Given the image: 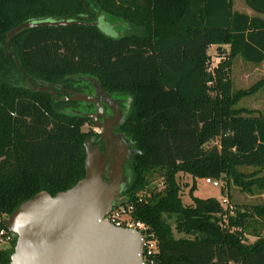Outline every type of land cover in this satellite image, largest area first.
<instances>
[{
  "label": "trees",
  "instance_id": "1",
  "mask_svg": "<svg viewBox=\"0 0 264 264\" xmlns=\"http://www.w3.org/2000/svg\"><path fill=\"white\" fill-rule=\"evenodd\" d=\"M243 1L264 15V0ZM99 13L142 33L111 37L87 23L43 25L20 30L3 47L23 21L92 22ZM210 47L217 57L211 66ZM236 56L263 60L264 18L233 11L231 0H0V228L35 193L54 195L83 176V141L95 133L81 130L89 118L63 110L79 101H63L59 92H81L79 77H92L108 94L130 99L120 126L133 151L120 196L130 200L150 186L155 171L162 178L132 214L155 233L157 264H264V203L224 208L191 194L202 177L264 192V116L235 106L264 92V78L232 93ZM47 84V91L32 88ZM180 172L192 180L188 204L180 200ZM14 240L0 248V264Z\"/></svg>",
  "mask_w": 264,
  "mask_h": 264
},
{
  "label": "water",
  "instance_id": "2",
  "mask_svg": "<svg viewBox=\"0 0 264 264\" xmlns=\"http://www.w3.org/2000/svg\"><path fill=\"white\" fill-rule=\"evenodd\" d=\"M79 23L96 25V21L26 20L6 33L3 47H6V42L14 34L24 28ZM10 56L20 68L14 56ZM87 80L91 83L93 95L73 91L68 96L59 93L63 101L92 103L96 114L84 116L92 119L93 124L99 128V135L105 139L109 137L111 125L115 122H100L97 119L102 115L99 97L113 111L112 116L117 120L120 112L117 115L116 102L94 78L87 77ZM32 88L47 91L49 84ZM50 93L55 95L54 90ZM83 148L84 173L71 187L54 195L39 191L21 202L10 214L3 216V226L15 239L7 264H143V242L139 233L134 229L115 227L102 221V217L117 203L126 184L122 166L127 155L119 150L112 155L108 147L103 154L92 143L90 136L85 137Z\"/></svg>",
  "mask_w": 264,
  "mask_h": 264
},
{
  "label": "rangeland",
  "instance_id": "3",
  "mask_svg": "<svg viewBox=\"0 0 264 264\" xmlns=\"http://www.w3.org/2000/svg\"><path fill=\"white\" fill-rule=\"evenodd\" d=\"M96 26L97 28L103 32L104 34L111 36V37H118L123 34L129 33H142V30L132 27L129 24L122 22L115 17H111L109 15L99 13L96 15ZM208 54V64L209 66L215 64L217 62V57L215 56V52L213 48L207 49ZM79 83L83 84V90L79 93H83L84 90L90 91L93 90L91 83L87 80V77H79ZM260 78H264V71H262L259 65L254 63H248L240 59V57H236L229 70V79L231 84V92H235L239 89H244L253 84ZM89 83V85L87 84ZM113 95V94H112ZM126 100V105L123 110V114L127 111L129 97L125 95H113ZM236 107H244L246 109L255 110V113L258 112L264 116V92L261 90L256 91L255 93L240 98L236 105ZM88 107L84 106L82 103H76L74 105H66L64 106L63 110L69 113L75 114H84L88 111ZM123 116V115H122ZM81 130L87 131L91 130L92 132L96 131L97 128L92 126L90 123H85L81 126ZM242 171H250L253 168H246L241 167L239 168ZM264 173V170L260 172V174ZM161 177L157 176V172H153L149 176V184H154L157 180ZM129 179L128 175L126 176V183ZM176 181L179 185L180 191L179 196L182 204L190 203V197L187 193L188 187L191 184V177L184 174V173H177ZM221 186H212L208 183H205L201 180V178L194 179V188L192 190V195L200 198L205 197H214L220 198V196H225L227 200H229L230 204H252V203H264V192H260L255 190L253 193H242L232 184L227 186L219 180ZM170 226L173 229V221L172 219L168 220ZM175 235H179L173 230ZM181 235V234H180ZM253 240L252 236L247 237V241L251 242Z\"/></svg>",
  "mask_w": 264,
  "mask_h": 264
},
{
  "label": "built area",
  "instance_id": "4",
  "mask_svg": "<svg viewBox=\"0 0 264 264\" xmlns=\"http://www.w3.org/2000/svg\"><path fill=\"white\" fill-rule=\"evenodd\" d=\"M201 180L212 186H221L219 179L213 177H202ZM162 185V178H160L154 184H150V186H145L137 192H134L130 200L119 196L117 203L102 217V221L115 227L134 229L139 233L143 242L141 249V261L143 264H157L158 240L149 225L141 220L135 219L132 214L138 202L147 201L151 188L158 190ZM218 200L224 208L231 207L225 196H221ZM11 238L12 236L5 228H0V248L7 246Z\"/></svg>",
  "mask_w": 264,
  "mask_h": 264
},
{
  "label": "flooded vegetation",
  "instance_id": "5",
  "mask_svg": "<svg viewBox=\"0 0 264 264\" xmlns=\"http://www.w3.org/2000/svg\"><path fill=\"white\" fill-rule=\"evenodd\" d=\"M83 93L93 95V90H90V91L84 90ZM110 98L116 102L115 104L118 107V110H116L117 115L119 114L118 112H120V114L118 115L119 119L117 120L116 117L112 116L113 111L110 108H108L107 105L103 102L102 97H99V101L102 106V115L97 117V119L100 122H102L103 120H106V121L114 120L115 124L111 125L109 137H106L105 139H103L99 135V128H97L93 124L92 119L89 117H86V118H89L91 122L90 124L97 128V130L94 131L95 135H92L91 139H92V143L96 145L103 154H105L106 148L108 147L109 149H111L112 155H114L116 150H119L120 152H123L124 154L127 155V158L125 159L123 166H122L123 175L126 179V176L128 175V171L126 168V162L133 151L127 136L121 130V126H120V123L122 121L123 110L126 105V100L123 98L117 97V96H113L111 94H110ZM78 101L79 103H82L84 104V106L89 108L88 111L84 114H96V108L92 103L84 102L80 100ZM84 114L82 115L84 116ZM106 165H107V160H106Z\"/></svg>",
  "mask_w": 264,
  "mask_h": 264
},
{
  "label": "crops",
  "instance_id": "6",
  "mask_svg": "<svg viewBox=\"0 0 264 264\" xmlns=\"http://www.w3.org/2000/svg\"><path fill=\"white\" fill-rule=\"evenodd\" d=\"M231 8L233 11H237V12H243V13H246L248 15H251V16H259V17H262L264 18V15L263 14H259L257 12H254L253 10H251L245 3L243 0H231ZM211 48V47H210ZM238 57V56H236ZM234 57L233 60L236 58ZM241 59V58H240ZM232 60V62H233ZM242 60V59H241ZM232 65V63H231ZM256 65H259L262 69V71H264V58L262 61H260L259 63H256ZM231 67V66H230ZM187 175V174H186ZM222 196V195H221ZM220 196V197H221ZM217 199H220V198H217ZM229 201V200H228Z\"/></svg>",
  "mask_w": 264,
  "mask_h": 264
}]
</instances>
